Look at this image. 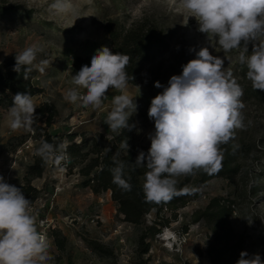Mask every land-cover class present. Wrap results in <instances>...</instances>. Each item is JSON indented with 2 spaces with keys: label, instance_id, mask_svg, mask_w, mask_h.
Instances as JSON below:
<instances>
[{
  "label": "rangeland",
  "instance_id": "obj_1",
  "mask_svg": "<svg viewBox=\"0 0 264 264\" xmlns=\"http://www.w3.org/2000/svg\"><path fill=\"white\" fill-rule=\"evenodd\" d=\"M52 2L0 0V65L7 59H15V55L27 46L43 49L33 67V84L41 92L33 99L37 107L47 105L52 109L49 127L38 122L52 136L75 133V141L79 142L80 135H85L96 138L108 149L121 132L112 131L104 123L113 97L119 94L114 89L108 90L98 108L84 107L79 102L73 104L64 98L66 91L73 87L72 76L77 73L72 67L73 59L93 54L103 46L110 49L103 30L108 18L129 25L147 17L165 29L166 45L155 50L145 65L149 71L148 84H128V93L137 104L136 112L131 113L135 125L132 145L150 148L149 134L154 131V121L147 113L152 98L163 91L154 86L155 82L167 86L170 77L181 74L182 66L194 59L201 47H208L213 55L225 60V69L232 70L244 91L252 86L241 74L247 67L239 63L240 50L225 51L216 37L201 33L197 20L180 6V0H68L65 14L50 11ZM251 50L252 43H249V54ZM41 61L47 63L41 65ZM40 67L44 70L40 71ZM242 101L245 127L235 130L234 137L220 147L224 155L228 149L245 145L246 153H240L238 159L247 175L246 181L250 183L258 176L262 184L264 103L247 99L245 95ZM8 109L0 106V121ZM18 138L24 140L20 145ZM62 140L65 144V139ZM39 146L40 141L33 139L31 131L0 128V176L6 183L15 186L23 183ZM77 170L69 171L63 160L57 168H48L41 178L31 181L39 191L32 204L39 206L36 209L38 217H46L55 224V229L48 233L50 254L54 257L50 264H209L205 250L211 239L201 223L192 221V213L212 197L235 201L232 223L237 232L244 231V251L249 255L259 254L264 260V191L237 194L235 186L223 178L194 185L193 176L183 186L191 191L189 202L175 214L163 208L156 223L157 232L152 234L145 229L153 223L154 213L147 214L141 226L124 222L110 192L93 194L82 185ZM184 178H178L177 186ZM166 232L174 233L176 241L166 240ZM144 233L148 252L140 256L139 237ZM55 240H59L61 248L55 245ZM93 242L101 247V252L90 247Z\"/></svg>",
  "mask_w": 264,
  "mask_h": 264
},
{
  "label": "clouds",
  "instance_id": "obj_2",
  "mask_svg": "<svg viewBox=\"0 0 264 264\" xmlns=\"http://www.w3.org/2000/svg\"><path fill=\"white\" fill-rule=\"evenodd\" d=\"M180 6L197 20L201 33L217 38L222 49L240 50L238 60L246 65L252 87L264 91V0H180ZM68 8V0H53L49 5L54 14H65ZM42 51L36 45L27 46L15 55L13 70L27 79ZM130 59L128 54L113 53L107 46L97 49L90 66H82L72 76L73 87L66 91L65 100L98 108L108 90L114 89L119 94L113 97L104 123L112 131L132 130L135 125L129 124V119L137 104L127 90ZM154 86L163 91L152 98L147 113L154 121V131L149 134L150 148L146 153L139 152L134 165L146 169V201L161 203L178 194L179 177L197 171L214 175L221 170L220 146L234 137L235 130L245 127L244 90L232 70L225 69V60L213 55L208 47H201L195 58L182 66L181 74L170 77L167 86L159 81ZM36 108L30 93H16L0 128L31 131L37 121ZM121 147L128 152L127 139L121 141ZM64 149L66 143L56 146L43 141L35 154L46 163L67 161ZM114 164L113 183L130 191L131 185L124 178L125 163L114 159ZM164 238L171 242L177 239L171 232L165 233ZM171 246L169 243L168 247ZM50 247L46 234L38 230L31 200L21 188L6 183L0 176V264H50L54 259ZM236 264H264V260L259 254L242 251Z\"/></svg>",
  "mask_w": 264,
  "mask_h": 264
},
{
  "label": "trees",
  "instance_id": "obj_3",
  "mask_svg": "<svg viewBox=\"0 0 264 264\" xmlns=\"http://www.w3.org/2000/svg\"><path fill=\"white\" fill-rule=\"evenodd\" d=\"M103 30L110 42V50L113 53L128 54L131 59L126 71L129 74L131 85H144L149 82V71L145 65L152 59L155 50L166 45L165 29L157 21L143 17L129 25H124L118 19L108 18L103 24ZM77 56L72 61L73 69L78 72L82 66H90L91 57L94 55ZM15 59H7L0 65V106L9 108L12 105L13 96L18 92H28L33 96L41 90L34 86V71L24 79L23 73L13 70ZM241 74L247 77V68ZM131 76L134 79H131ZM247 99H254L264 103V91L255 90L252 86L244 91ZM52 109L47 105L38 106L35 110L36 123L32 126L33 139L39 140L40 144L47 141L56 146L66 141V152L69 159L66 166L69 171L77 168L78 175L82 178V185L91 190L95 195L103 192H110L111 200L117 205V212L122 216L123 221L133 226H141L144 218L149 213H154L153 223L145 229L146 232L154 234L157 232L156 223L160 218V211L163 208L175 212L183 208L190 200L191 191L184 189V183L194 176V185L205 183L212 178H223L229 185L235 186L237 194H254L264 191L263 183L255 176L247 182V175L242 171V165L238 159L240 153H246V146L242 145L236 149H228L222 160L221 170L214 175H208L203 171H197L193 175L184 176V180L177 186L178 194L168 202H148L143 192L145 168H137L134 163L140 151H148L145 147L132 145L133 131L121 130L108 151L96 138L80 135L79 142L75 141L76 134L50 135L45 127H49L52 118ZM43 122L45 127L39 125ZM129 124H134V118L129 119ZM127 139L129 144L128 152L121 147V141ZM18 145L23 143V138H18ZM108 148V149H109ZM115 160L123 161L126 165L124 178L131 185V190L126 191L113 183L112 169L115 167ZM63 163V160L46 163L41 157L34 154L31 164L27 167L23 183L17 187L21 188L24 195L29 198L32 204L37 199L39 191L31 185L35 178H41L48 168L55 169ZM264 174V172H263ZM264 179V175L262 177ZM239 181V183H238ZM241 189V190H240ZM235 201L230 198L212 197L205 205L192 213V221L201 223L208 230L211 241L207 244L205 254L209 264H236L240 253L244 251V231L237 232L232 223L235 214ZM57 236L56 231H53ZM146 234L139 237L140 256L147 254L148 244L144 243ZM55 245L61 248L59 240ZM90 247L101 252L97 243H90Z\"/></svg>",
  "mask_w": 264,
  "mask_h": 264
},
{
  "label": "built area",
  "instance_id": "obj_4",
  "mask_svg": "<svg viewBox=\"0 0 264 264\" xmlns=\"http://www.w3.org/2000/svg\"><path fill=\"white\" fill-rule=\"evenodd\" d=\"M36 215H37V227L38 230L44 234H46V236L48 237V233L55 229V224L52 222V220H48V218L46 217H38V213L36 211V209H38L39 206H35L33 205Z\"/></svg>",
  "mask_w": 264,
  "mask_h": 264
},
{
  "label": "bare ground",
  "instance_id": "obj_5",
  "mask_svg": "<svg viewBox=\"0 0 264 264\" xmlns=\"http://www.w3.org/2000/svg\"><path fill=\"white\" fill-rule=\"evenodd\" d=\"M167 233V232H166Z\"/></svg>",
  "mask_w": 264,
  "mask_h": 264
}]
</instances>
